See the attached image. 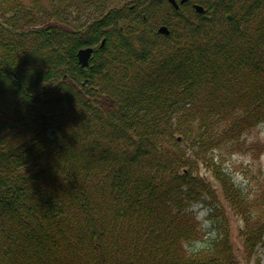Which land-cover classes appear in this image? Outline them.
Listing matches in <instances>:
<instances>
[{"label":"trees","instance_id":"1","mask_svg":"<svg viewBox=\"0 0 264 264\" xmlns=\"http://www.w3.org/2000/svg\"><path fill=\"white\" fill-rule=\"evenodd\" d=\"M262 122L264 0H0V264H238L224 204L250 259L264 177L224 164Z\"/></svg>","mask_w":264,"mask_h":264},{"label":"rangeland","instance_id":"2","mask_svg":"<svg viewBox=\"0 0 264 264\" xmlns=\"http://www.w3.org/2000/svg\"><path fill=\"white\" fill-rule=\"evenodd\" d=\"M246 141L251 143L249 150L243 154H237L231 157L230 164H226L225 169L231 175L232 180L235 184L244 187L246 179L250 176L249 169L261 167L262 173L264 174V123L259 124L249 135L246 136ZM248 148V146H247ZM255 155L256 158H253ZM239 166V168H235ZM259 170V169H258ZM254 173V172H253ZM202 203H196L192 208L197 213V216L202 220L204 231H207L206 237H214L213 233H209L208 225V214L211 212L210 208L202 207ZM205 206V205H204ZM208 208V207H207ZM226 214L229 218V230L231 231V240L234 244V249L239 259V264H247L246 259L243 255L242 244L240 238L237 235V226L241 225V221L238 216H236L230 209L225 206ZM208 242L197 241L196 243L190 245L187 244L189 250H198L204 247ZM255 257L260 259V264H264V246H259L256 250ZM254 257V258H255ZM248 264H254V259Z\"/></svg>","mask_w":264,"mask_h":264},{"label":"water","instance_id":"3","mask_svg":"<svg viewBox=\"0 0 264 264\" xmlns=\"http://www.w3.org/2000/svg\"><path fill=\"white\" fill-rule=\"evenodd\" d=\"M170 1L173 2L172 0H170ZM196 9L198 11L202 10V8L199 7V6H196ZM160 32H165V28L162 27L160 29ZM90 53H91V49L90 48H87V49H84V50H80L78 52V60H79V62L81 64V66L87 65V61H88V58H89Z\"/></svg>","mask_w":264,"mask_h":264}]
</instances>
